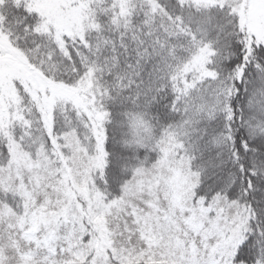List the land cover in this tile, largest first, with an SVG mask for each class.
<instances>
[{
  "label": "snow or ice",
  "instance_id": "snow-or-ice-1",
  "mask_svg": "<svg viewBox=\"0 0 264 264\" xmlns=\"http://www.w3.org/2000/svg\"><path fill=\"white\" fill-rule=\"evenodd\" d=\"M0 264H264V0H0Z\"/></svg>",
  "mask_w": 264,
  "mask_h": 264
}]
</instances>
